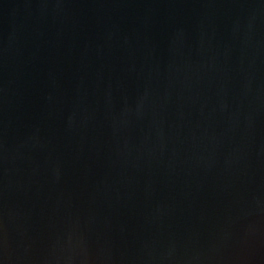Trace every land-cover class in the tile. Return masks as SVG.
I'll return each instance as SVG.
<instances>
[{"label": "water", "instance_id": "water-1", "mask_svg": "<svg viewBox=\"0 0 264 264\" xmlns=\"http://www.w3.org/2000/svg\"><path fill=\"white\" fill-rule=\"evenodd\" d=\"M0 264H264V0H0Z\"/></svg>", "mask_w": 264, "mask_h": 264}]
</instances>
